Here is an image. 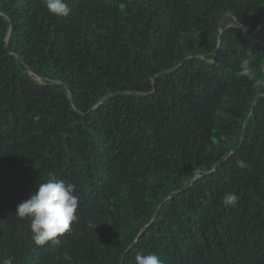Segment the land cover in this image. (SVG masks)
Wrapping results in <instances>:
<instances>
[{"label":"trees","instance_id":"obj_1","mask_svg":"<svg viewBox=\"0 0 264 264\" xmlns=\"http://www.w3.org/2000/svg\"><path fill=\"white\" fill-rule=\"evenodd\" d=\"M68 3L0 0V262L264 264V0ZM49 174L78 219L40 247L15 210Z\"/></svg>","mask_w":264,"mask_h":264},{"label":"clouds","instance_id":"obj_2","mask_svg":"<svg viewBox=\"0 0 264 264\" xmlns=\"http://www.w3.org/2000/svg\"><path fill=\"white\" fill-rule=\"evenodd\" d=\"M49 13L60 17H67L71 12L68 0H42ZM239 75L253 80L256 73L252 62L245 58L240 62ZM255 86L264 93V79H254ZM240 167H248L244 161H238ZM240 197L237 193L226 192L221 202L224 207H236ZM79 207V197L75 194V185L65 183L55 175L49 174L46 181L37 184L26 200L20 202L15 215L21 219L30 220L32 239L37 246L59 243V237L71 229V225L78 219L76 215ZM136 264H164L155 253L136 256ZM0 264H11L6 259Z\"/></svg>","mask_w":264,"mask_h":264},{"label":"water","instance_id":"obj_3","mask_svg":"<svg viewBox=\"0 0 264 264\" xmlns=\"http://www.w3.org/2000/svg\"><path fill=\"white\" fill-rule=\"evenodd\" d=\"M224 17H225V16H224ZM224 17H223V18H224ZM220 24H221V21L219 22V25H220ZM262 25H263V24H262ZM262 25H261V26H262ZM261 26H260V27H261ZM260 27H259V28H260ZM9 30H10V28H9ZM248 31H249V30H248ZM218 33L220 34V31H219ZM8 35H9V31H8V33H7V37H6V40H5V41H6V45H5V46H7V43H8ZM219 42H220V39H219ZM215 53H216V51H215L214 54H213V59H214V57H215ZM187 58H189V57H187ZM180 65H181V64H180ZM180 65H178L177 67H179ZM177 67H174V68H172V69H170V70H167V71H164V72H162V73H168L169 71H173V70H175ZM27 72L30 73V71H29L28 69H27ZM152 82H153V80H152ZM152 84H153V83H152ZM95 106H96V105H95ZM95 106H94V107H95ZM249 116H250V113L248 114V116H247L245 122L247 121V119L249 118ZM196 177H197V174L195 175V178H196Z\"/></svg>","mask_w":264,"mask_h":264}]
</instances>
